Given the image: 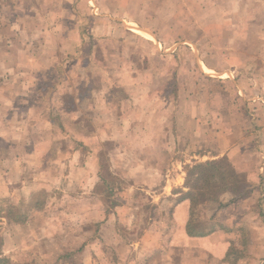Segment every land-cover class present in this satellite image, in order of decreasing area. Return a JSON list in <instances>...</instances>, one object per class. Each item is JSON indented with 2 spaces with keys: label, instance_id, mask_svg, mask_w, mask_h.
<instances>
[{
  "label": "rangeland",
  "instance_id": "374dc122",
  "mask_svg": "<svg viewBox=\"0 0 264 264\" xmlns=\"http://www.w3.org/2000/svg\"><path fill=\"white\" fill-rule=\"evenodd\" d=\"M32 1H53L55 37L48 51L59 73L54 106L43 112L49 121L34 123L24 144L34 141L54 171L35 166L25 171L23 183L14 170L0 175L6 177L0 184V264H94L101 257V264H128L132 254L136 264H148L164 250L158 244L144 252L143 229L153 222L174 224L181 199L187 204L176 215L188 210L187 223L194 214L197 229L214 227L221 238L197 242L192 252L177 254L178 262L264 264V0ZM75 24L82 39L76 45ZM79 89L85 90L80 99ZM67 95L78 115L63 106ZM164 129L172 136L158 137ZM28 157L26 152L31 166ZM223 160L249 189L243 199L226 186L213 198L200 192L208 169L197 166ZM95 161L106 183L99 187L94 176L82 180L84 163ZM150 175L155 182L146 185ZM215 175L221 182L224 170ZM135 181L134 198H127ZM93 193L116 213L115 234L110 225L102 232ZM126 201L138 208L135 219L118 210ZM55 216L59 226L48 228ZM26 223L33 229L24 231ZM50 232L57 241L52 251L25 249L31 235L44 243ZM98 240L102 249H81Z\"/></svg>",
  "mask_w": 264,
  "mask_h": 264
},
{
  "label": "crops",
  "instance_id": "0c3cea01",
  "mask_svg": "<svg viewBox=\"0 0 264 264\" xmlns=\"http://www.w3.org/2000/svg\"><path fill=\"white\" fill-rule=\"evenodd\" d=\"M44 13H47L45 18H43ZM49 13L52 14V19H49ZM53 15V1L48 3L40 2L37 4L32 0H0V175L4 170H14L15 176H18L20 179V183H23L24 181L25 171L30 168L34 169L35 166H39V169L44 172L52 173L54 171L52 169L54 168L52 164L53 161L51 162V160L46 159V157L40 156L39 148L37 149V145L35 146L34 141H32L34 146L31 145V143L26 146L24 144L25 140L29 143L28 140L29 137L33 135L35 124L43 120L49 121V117L46 116L49 113L48 106L49 104L54 106L52 104L54 94L52 93L55 90V75L59 73V69L55 67L53 53L51 54L48 51L50 45L49 40H53L55 37V20ZM73 28L74 38L77 37L73 42L74 45H76V41H82L79 36L80 30L78 31L80 24H75ZM71 29L72 28H70L67 33H69ZM84 92L85 90L79 89L77 98L80 99L85 97L83 95ZM40 93L43 94V97L38 96ZM72 102L74 103V99L71 96H68V101L65 100L63 106H69V114L78 115L76 107H71ZM42 106V112L36 109V107L39 109V107ZM43 112H45L46 115ZM166 130L167 129L158 131V137H171V133ZM18 139L22 140L20 141ZM160 143L161 141L159 140V144ZM68 151L69 150H66V152ZM75 151L76 150H74V152ZM26 152L29 153L28 158L33 159L32 162L34 163L31 162V166H29V161L23 158ZM37 162L41 165H38ZM155 165V167H150L151 169H154V173L160 169V163L156 162ZM146 166V168H148V164ZM82 168V171L84 172V178H82V180H84V182H86L89 177L94 176V181L96 182L95 185H98L99 187L106 184L101 178V173L99 178V161L84 163ZM40 178L46 179L43 175ZM155 178L156 177L153 175L146 177L144 179L146 182L145 184H154ZM5 180L6 177H3V179L0 177V184H4ZM79 182L80 184L82 183L81 181ZM31 184L34 185L32 182ZM136 184L139 183L135 181L130 184L131 188L127 190V198H134L133 190L135 189ZM94 189L97 188L95 187ZM33 190H37V188L35 187ZM82 196L83 198H79L80 200H78V198L76 199L80 202L85 201V195ZM92 196L95 199V207L93 206L92 209L95 210L94 214L98 215L99 219L97 222L103 223L101 227L103 229L102 232L105 233L107 227L110 225L111 228L109 226V229L115 234V231L118 229V226L113 224L116 222V213L113 215L111 212L108 213V209L97 199V196H99L98 194L93 193ZM157 198H159V196ZM185 202L184 199L179 201L176 211L173 213L174 224H165V222H161L158 226H155V222H153L150 223V225L148 224L147 228L143 229L146 237L140 242L143 247L142 250L147 252V254H150L152 250H158V248H156L158 244H163L161 249L164 250L163 254H160L159 256L157 255V257H150L148 259V264H198L193 260L178 262L176 256L182 251L192 252L193 249L191 246L197 242L201 241L211 245L215 241H220L221 235L217 230H213L204 236H193L188 234V210L184 211L183 209V217L176 215L178 211L185 208L187 204H185ZM152 204L158 206L159 203L153 202ZM119 208L120 209L118 210H121L122 215L123 212H126V214H130L132 219H135V215H138V208L135 207L131 201H126L124 204L121 203ZM34 212L37 211L34 210ZM55 218L56 216L49 218V220H52L50 221L48 228L59 226V222H56ZM32 219L33 216L31 222ZM103 220L106 222L104 223ZM27 223L23 224L25 227L23 229L24 231L26 228L29 230L33 229V226L28 227L30 223L28 225ZM23 226H21V228ZM47 231H50V229H47ZM36 232L39 234L37 229ZM39 237L40 236L33 237V235H31L30 246L25 247V249L40 254H45L46 251L47 254L48 251L45 248L52 251L57 244V241L51 239V232L50 235H47L45 238L44 243H39ZM159 240L162 242H158ZM117 242L120 244L122 241L120 242L118 240ZM101 244L102 240L88 244L82 243L81 249H83V251L89 250L90 247L96 250L102 249ZM115 244L116 239H112L110 245H112L114 249H117L118 246L116 247ZM6 246L7 244L5 243L4 247L6 248ZM193 253L196 255L197 251H193ZM105 256L106 261L110 260L108 255ZM102 261H104L102 257L95 259L94 264H101ZM114 261L117 264H121L118 263L117 259ZM108 262L113 264L111 261ZM125 262L128 264L137 263L133 254L131 257L126 256Z\"/></svg>",
  "mask_w": 264,
  "mask_h": 264
},
{
  "label": "trees",
  "instance_id": "16d2710c",
  "mask_svg": "<svg viewBox=\"0 0 264 264\" xmlns=\"http://www.w3.org/2000/svg\"><path fill=\"white\" fill-rule=\"evenodd\" d=\"M204 167V168H203ZM208 169L207 172L202 173V178L204 179V186L200 187V189H205L202 192L203 196L213 198V191L217 188H220L221 186H226V188L233 192L234 194L238 195L237 198L243 199L245 197V194L249 192V189L246 190L244 180L240 173H238L230 164L228 160L223 161H212L205 165H199L197 166V169ZM223 169L224 170V176H222L221 182L214 181L217 175H215V172L217 169ZM208 197V198H209ZM199 198V197H198ZM192 202H197V197L193 196ZM224 204H220V206H223ZM193 208V207H192ZM192 219L188 223V234L193 236H204L208 233L212 232L214 230V227L208 232L203 231L202 229H197V225L194 224V214L191 215Z\"/></svg>",
  "mask_w": 264,
  "mask_h": 264
}]
</instances>
